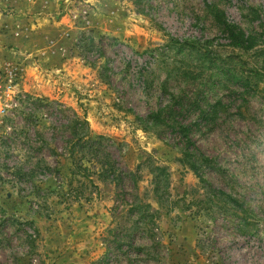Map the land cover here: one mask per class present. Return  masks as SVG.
Instances as JSON below:
<instances>
[{"label": "rangeland", "instance_id": "rangeland-1", "mask_svg": "<svg viewBox=\"0 0 264 264\" xmlns=\"http://www.w3.org/2000/svg\"><path fill=\"white\" fill-rule=\"evenodd\" d=\"M206 4L264 40V0H0V264H264V42L229 47ZM171 96L183 124L220 103L193 147L136 119ZM75 117L104 137L113 182L70 175ZM198 152L249 229L184 209ZM153 166L168 173L160 201Z\"/></svg>", "mask_w": 264, "mask_h": 264}, {"label": "trees", "instance_id": "trees-1", "mask_svg": "<svg viewBox=\"0 0 264 264\" xmlns=\"http://www.w3.org/2000/svg\"><path fill=\"white\" fill-rule=\"evenodd\" d=\"M208 12L212 16L214 22L217 24L219 30L227 40V45L234 49H240L242 51H251L258 47L264 40L263 35L247 34L240 30L236 26L230 24L226 19L224 13L215 6L206 4ZM172 44L178 42L169 39ZM101 80L107 83V79L101 73H99ZM233 77V76H232ZM240 81L242 79L240 78ZM176 101L174 96H171V101L165 106L151 111L143 117H137L139 125L143 131L158 129L159 127H168L172 130H176L179 137L183 140L185 147H193V143L190 137L192 126L200 122H208L212 115L216 114L220 103L206 104V109L200 110L198 113V120L183 124L189 117L188 111H185L183 107L175 110L172 104ZM178 118L181 119L178 120ZM68 130L70 132V139L67 145V156L71 164L70 175L74 178L81 176L89 180V183L93 185L92 177H96V180L101 182L110 181L113 182L117 176H121V172L116 166L115 161L110 162L108 159L101 161L99 159L100 150L99 146L104 139L103 136H93L89 128L88 122L83 119L75 117L69 120ZM196 151H198L196 149ZM195 156L196 162L191 164L192 171L196 174L199 186L187 195L190 199L184 201V209L196 208L199 212L202 207H206L208 215L214 219L221 218L225 221L236 220L237 230L242 231L249 229L251 225L252 212L247 208L239 199L227 194L223 190L215 188L210 182L202 177L200 170L202 166L207 168L212 167V160L206 158L202 153ZM197 162L199 164H197ZM48 169V168H47ZM150 170L152 175L153 193L155 197L160 201L163 195L167 194L168 189V173L165 167L153 166ZM49 170V169H48ZM118 173L116 176L115 173ZM164 179V184L161 186V179ZM79 196H82V192L79 195L73 197L76 200H80ZM79 198V199H78ZM147 210L150 209V205L143 206ZM131 208H139L137 206H131ZM145 213L148 214L147 211ZM150 218L155 217V213L149 214ZM235 218V219H234Z\"/></svg>", "mask_w": 264, "mask_h": 264}]
</instances>
